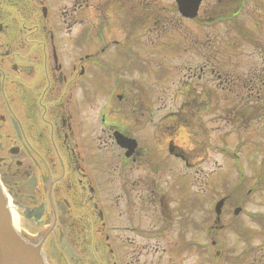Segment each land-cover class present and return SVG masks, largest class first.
<instances>
[{
	"label": "flooded vegetation",
	"instance_id": "af4514ba",
	"mask_svg": "<svg viewBox=\"0 0 264 264\" xmlns=\"http://www.w3.org/2000/svg\"><path fill=\"white\" fill-rule=\"evenodd\" d=\"M178 13L176 0H0V188L47 264H209L211 234L222 254L209 169H193L208 42L199 59L188 42L185 91L173 57L155 56ZM160 77L174 88L155 120L130 82Z\"/></svg>",
	"mask_w": 264,
	"mask_h": 264
},
{
	"label": "rangeland",
	"instance_id": "374dc122",
	"mask_svg": "<svg viewBox=\"0 0 264 264\" xmlns=\"http://www.w3.org/2000/svg\"><path fill=\"white\" fill-rule=\"evenodd\" d=\"M211 1L209 0L207 3ZM243 15L249 16L252 20L253 13ZM181 25L182 27H179L181 30H186L194 35V58H199L201 39L205 41L209 36L216 35L217 31H214L213 27L209 26L207 28L202 26L200 18L195 22H184ZM254 27L249 28V32L246 33L232 26L221 27L220 34L224 42V54L218 55L219 58L224 59L223 61L225 62H228L230 59L236 63L239 62L240 70L243 71L247 70L251 60H257V63L261 65L259 57L264 56V50L256 45L258 41L249 40L247 33H250L251 37L257 39V37H264V31L255 30ZM260 28L264 30V27ZM177 41L179 46L180 41L185 46L187 44L186 34L179 33ZM259 42L264 46V38L259 40ZM183 52V49H178L176 53L180 55ZM215 52L214 50V56ZM184 59L185 57L182 59L178 58L177 63H180ZM225 68L229 69L231 67L225 65ZM143 83L147 88L146 92L149 90L148 104L152 106L155 112V120H157L161 113L157 109L163 104V100L169 99V92L174 88V81L148 79L143 81ZM209 87H217L216 76L212 74L211 70ZM213 100V106H217L218 101L216 97ZM238 109L246 126L243 123L241 124L243 126H240L228 121L219 123L212 118V113H210V120L208 119L207 121L209 139L204 149H198L197 153L201 156L195 159L196 164L193 167L194 170L205 168L209 169L210 172L218 169L219 172L212 175V186L224 192L225 190H229V187L237 186L233 192L234 197L232 199L235 202L238 199H242L245 196L246 190L250 187L254 188L258 183L257 180L261 176H264V134H261L264 133V118L258 121L255 120L250 125L245 119V113H243L240 107ZM180 129L182 130L183 128L181 127ZM219 130L221 132L219 135L224 136V134H227L226 137H219L216 133ZM223 138L225 139L222 140ZM222 146L230 149L231 153L228 154L227 150L220 148ZM233 152L237 155L233 154ZM238 156H240V162L237 161ZM244 206L246 207V211L241 213L239 220H237L238 223L242 224V228L236 232V229H232L233 227L231 226L230 229L222 232L221 236L225 239L227 251L225 261H222V264H237L243 259L245 260L243 263H250L255 258H257L258 263L260 262L259 264H264V224H262L264 220H257L256 223L252 222L250 218L251 211L264 213V193L257 192L256 190L247 198ZM230 207L231 205L228 206V208ZM232 210L230 213H227V219L233 214Z\"/></svg>",
	"mask_w": 264,
	"mask_h": 264
},
{
	"label": "water",
	"instance_id": "95a60500",
	"mask_svg": "<svg viewBox=\"0 0 264 264\" xmlns=\"http://www.w3.org/2000/svg\"><path fill=\"white\" fill-rule=\"evenodd\" d=\"M222 203L223 201L219 202L217 206L218 212H220ZM0 264H43L40 260L39 253L29 248L10 226L1 196Z\"/></svg>",
	"mask_w": 264,
	"mask_h": 264
},
{
	"label": "trees",
	"instance_id": "16d2710c",
	"mask_svg": "<svg viewBox=\"0 0 264 264\" xmlns=\"http://www.w3.org/2000/svg\"><path fill=\"white\" fill-rule=\"evenodd\" d=\"M257 114L259 115V113L257 112ZM262 116H264V107H263V110H262V113H261ZM264 185V178H261L259 181H258V187H262ZM262 216V215H261ZM263 217V216H262ZM264 224V223H262Z\"/></svg>",
	"mask_w": 264,
	"mask_h": 264
}]
</instances>
